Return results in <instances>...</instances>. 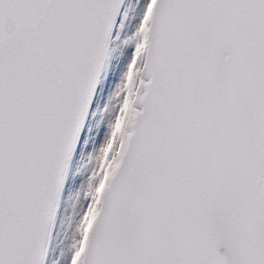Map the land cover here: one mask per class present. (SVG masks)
I'll return each instance as SVG.
<instances>
[{
    "label": "snow or ice",
    "instance_id": "1",
    "mask_svg": "<svg viewBox=\"0 0 264 264\" xmlns=\"http://www.w3.org/2000/svg\"><path fill=\"white\" fill-rule=\"evenodd\" d=\"M0 264H264V0H0Z\"/></svg>",
    "mask_w": 264,
    "mask_h": 264
}]
</instances>
